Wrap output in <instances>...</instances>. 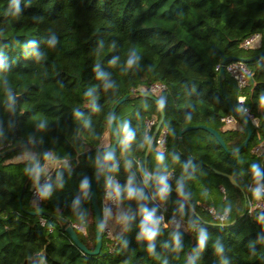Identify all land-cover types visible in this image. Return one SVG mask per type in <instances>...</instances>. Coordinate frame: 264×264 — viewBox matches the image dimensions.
Returning <instances> with one entry per match:
<instances>
[{
  "label": "trees",
  "instance_id": "16d2710c",
  "mask_svg": "<svg viewBox=\"0 0 264 264\" xmlns=\"http://www.w3.org/2000/svg\"><path fill=\"white\" fill-rule=\"evenodd\" d=\"M253 34L261 35L260 47L242 49ZM263 38L264 0H0V145H43L39 170L47 157L57 162L46 173L39 203L31 198L35 172L21 200L23 210L18 198L39 149L14 152L36 156L0 171V264H264V212L246 215V189L256 181L253 165L261 170L259 182L264 178V154L250 152L264 140V56L247 64L249 85L243 91L258 128L238 110L236 82L226 73L223 81L252 130L244 149L228 154L204 130L178 139L180 129L205 125L220 134L229 151L244 141L242 124L227 129L220 121L231 113L215 67L229 56L257 55ZM155 83L167 88L156 138L162 130L167 134L164 150L154 141L144 168L154 129L147 132L145 122L156 124L159 111L139 94H149ZM122 97L126 100L114 113L120 141L104 161L96 188L99 206L106 188L116 192L122 229L103 232L100 253L89 256L73 246L57 221L43 216L41 226L39 217L26 211L77 224L86 231L74 229L79 240L94 248L91 180L114 142L109 114ZM197 184L218 195L213 207L228 211L226 222L210 215ZM172 217L183 224H173ZM153 226L157 235L149 241L145 228Z\"/></svg>",
  "mask_w": 264,
  "mask_h": 264
},
{
  "label": "water",
  "instance_id": "95a60500",
  "mask_svg": "<svg viewBox=\"0 0 264 264\" xmlns=\"http://www.w3.org/2000/svg\"><path fill=\"white\" fill-rule=\"evenodd\" d=\"M264 56V38H263V47L262 50L255 56L249 57V58H236L233 56H229L226 57L222 60L221 62V67L219 69L218 72V80H219V85H220V92L226 102V105L228 106V109L230 111V113L237 119V121L242 124L244 126V128L246 129V138L244 139V141L234 150H227L226 145L223 141V139L221 138L220 134L215 131L214 129L207 127L205 125H198V126H188V127H184L182 129H180L179 133H178V139L179 141H181L182 139V135L187 132V131H191V130H204L206 132H208L209 134H211L219 143V145L223 148L224 151H226L228 154H235L239 151H241L242 149H244L247 144L249 143L251 137H252V130L251 127L249 126V124L244 120V118L238 113V111L236 110L235 106L232 104V102L230 101V99L228 98L227 95V91L226 88L223 85V81L225 79V70H224V66L227 62H233V61H242L246 64L248 63H252L256 60L261 59ZM139 96L141 97H145L148 98L150 100H152L154 102V104L157 106L158 111H159V118L158 121L152 131V135L150 137V140L147 144V148H146V152H145V156H144V160H143V167L145 168L146 166V161H147V157H148V153L150 148L152 147L154 141L156 140V137L162 127L163 121H164V113H163V103H161L159 101V99H157L156 97L149 95V94H139ZM126 100V97H122L121 99H119L114 106L112 107L110 114H109V122H110V128H111V133L112 136L114 138V142L111 145V147L100 157L99 163L96 166L94 173H93V177L91 180V190H90V202H91V207H92V214H93V223H94V232H95V246L93 249H89L85 244H83L79 238L77 237V234L75 232V230L73 229V227L71 226V224L60 218L57 216H53V215H49L43 211H36V212H29L26 211L27 214L31 215V216H36V217H43V216H47L50 219H53L55 221H57L59 223L60 226V230L68 237V239L70 240V242L73 244V246H75L80 252H82L85 255H89V256H95L98 255L100 253L101 250V246H102V213H101V208L98 204V197H97V181L99 178V173L101 171L102 165L104 163V161L108 160L109 157L111 158L114 154V151L116 149V146L118 145L119 141H120V137L119 134L116 130L115 124H114V113L117 109V107L122 104L124 101ZM38 148L39 149V154L37 157V163L32 167V169L30 170L29 174L27 175V177L24 180L23 186L21 188V192L18 198V204L20 206V208L22 209V205H21V200L24 194V191L26 189V187L29 185L30 181L32 180L35 172L37 171V169L40 166V162L44 159L45 157V149L44 146L38 143H29V144H25V145H17V146H13V147H9L6 150L0 152V159L5 158L7 155H10L16 151H20V150H24L27 148ZM223 176H225L226 178H228V180L231 182V184L236 186V182L234 181V179L226 174H221ZM23 210V209H22ZM25 212V211H24ZM221 226V225H219Z\"/></svg>",
  "mask_w": 264,
  "mask_h": 264
},
{
  "label": "built area",
  "instance_id": "2783aa9c",
  "mask_svg": "<svg viewBox=\"0 0 264 264\" xmlns=\"http://www.w3.org/2000/svg\"><path fill=\"white\" fill-rule=\"evenodd\" d=\"M261 45V35L253 34L250 37L246 38L240 45L242 49H256ZM221 65L215 67V71L219 72ZM225 73L229 75L231 79L236 82V85L239 90V94L236 97V103L238 110L242 114V116L250 121V124L255 128L260 126V121L257 117H255L250 109L246 106V96L243 94V91L248 87V77L250 75V70L248 65L242 61H233L227 62L224 66ZM166 85L162 83H155L149 86L148 92L150 95L159 99L161 103H164L163 94L166 91ZM220 121L223 126L227 129H236V125L240 124L237 119L232 115L223 116ZM146 131L149 132L155 127V119L147 120L146 122ZM166 130H162L159 137L156 138V145L159 150H164L165 148V140H166ZM9 148V145H0V152ZM250 152L254 155L261 156L264 154V140L259 144L253 146ZM49 174H46L44 177L34 181V185L31 188V198L33 202L39 203L42 200L43 191L47 182L49 181ZM172 176L169 175V178ZM221 193H224V189L220 188ZM259 193V195H255V193ZM246 199L248 202V208L246 211V215L248 217H252L255 212H264V178L262 182L252 181L247 186L246 189ZM119 201L115 191L110 188H106L102 197V205L101 213H102V231L106 233V235H110V227L107 222L108 216L118 207ZM205 208L209 211L210 215L218 220L221 224L227 221L229 217V213L227 210H224L222 213H217L213 206H205ZM2 211L0 209V218H2ZM161 225L165 226L166 223L164 221L163 215H160ZM171 222L176 225L183 224L180 220L175 217L171 218ZM39 223L41 226H45L46 220L43 217L39 218ZM71 224V223H70ZM73 229L81 230L77 224H71ZM53 228L50 226L49 231H52Z\"/></svg>",
  "mask_w": 264,
  "mask_h": 264
},
{
  "label": "crops",
  "instance_id": "0c3cea01",
  "mask_svg": "<svg viewBox=\"0 0 264 264\" xmlns=\"http://www.w3.org/2000/svg\"><path fill=\"white\" fill-rule=\"evenodd\" d=\"M236 127L239 129L240 125L237 124ZM107 142H108V135H105L102 139V145L103 146L106 145ZM35 156L36 155L34 152L24 151L19 156L18 160L15 161L14 163L23 162L25 160H33ZM56 165L57 162L53 158L47 157L46 162L40 169L38 175L35 178V181L44 177L45 174L51 169H54ZM197 188L205 194L207 205L213 206L218 199V195L203 184H197ZM123 214H124L123 209L121 207H118L108 216L107 222L110 227V235L118 234L121 231Z\"/></svg>",
  "mask_w": 264,
  "mask_h": 264
},
{
  "label": "clouds",
  "instance_id": "9594fccd",
  "mask_svg": "<svg viewBox=\"0 0 264 264\" xmlns=\"http://www.w3.org/2000/svg\"><path fill=\"white\" fill-rule=\"evenodd\" d=\"M133 61H129V64H131ZM129 139H132L131 135L129 136ZM110 159V157H109ZM157 159L161 162H163V156L162 155H158ZM40 170L37 169V172H39ZM252 173H253V178L259 183V181L262 179L261 177V170L257 165H253L252 169H251ZM166 177L161 176L160 177V184H161V194L166 193L167 192V188L166 186H164V181H165ZM84 188H87V182H85V184L83 185ZM45 192H47V189L45 190ZM255 195H259V193H255ZM146 221L151 222L152 221V215H148L146 217ZM144 235L146 236V238L149 241H152L155 236L157 235V230L155 228V226L152 227L151 230H148V228H145V232ZM201 244H203V239H201Z\"/></svg>",
  "mask_w": 264,
  "mask_h": 264
},
{
  "label": "rangeland",
  "instance_id": "374dc122",
  "mask_svg": "<svg viewBox=\"0 0 264 264\" xmlns=\"http://www.w3.org/2000/svg\"><path fill=\"white\" fill-rule=\"evenodd\" d=\"M21 154H22V152L21 153H12V154L8 155L5 159L1 160L0 161V171H8L10 168L7 165L17 161ZM38 173L39 172H37V174L35 175L34 180H35L36 176L38 175ZM81 230L83 233H86V231L84 229H81Z\"/></svg>",
  "mask_w": 264,
  "mask_h": 264
}]
</instances>
